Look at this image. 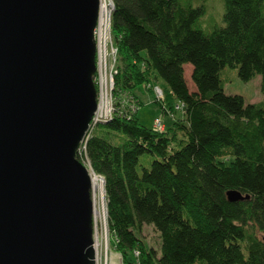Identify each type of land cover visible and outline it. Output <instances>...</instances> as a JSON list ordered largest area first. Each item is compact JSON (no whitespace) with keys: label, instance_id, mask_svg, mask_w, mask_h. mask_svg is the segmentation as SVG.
Listing matches in <instances>:
<instances>
[{"label":"trees","instance_id":"obj_1","mask_svg":"<svg viewBox=\"0 0 264 264\" xmlns=\"http://www.w3.org/2000/svg\"><path fill=\"white\" fill-rule=\"evenodd\" d=\"M112 1L116 95L162 79L169 108L186 104L166 132L119 104L88 143L123 264H264V99L226 94L223 78L227 68L244 82L260 75L264 97V0H225L226 26L211 33L205 10L181 0ZM231 190L249 199L230 202ZM143 225L160 233V253L138 237Z\"/></svg>","mask_w":264,"mask_h":264},{"label":"water","instance_id":"obj_2","mask_svg":"<svg viewBox=\"0 0 264 264\" xmlns=\"http://www.w3.org/2000/svg\"><path fill=\"white\" fill-rule=\"evenodd\" d=\"M101 11L0 0V264H95L96 173L77 151L98 107Z\"/></svg>","mask_w":264,"mask_h":264},{"label":"rangeland","instance_id":"obj_3","mask_svg":"<svg viewBox=\"0 0 264 264\" xmlns=\"http://www.w3.org/2000/svg\"><path fill=\"white\" fill-rule=\"evenodd\" d=\"M112 1V0H111ZM183 5L191 4L194 8H203L205 10L204 16L200 20V26L206 33H211L215 29L223 28L226 26L224 16L226 12L225 0H181ZM114 5L109 8V14L113 13ZM112 39L115 45L114 37ZM120 62L118 57L117 68H119ZM193 66L192 64L185 65V78L191 92H196L197 87L192 78ZM223 78L226 82L225 92L228 95H240L245 99L247 104H255L263 101L262 93V77L256 76L249 82H244L238 76V72L235 69L227 68ZM161 86L167 88V84L162 79H153L152 87ZM134 103L138 109V118L145 126L152 127L153 121L156 117L162 116V103L157 100L156 94L153 89L137 88L134 90ZM174 106L179 104L180 101L173 98ZM167 102V101H166ZM182 113H177V119L174 121L166 114L163 119L166 121L167 127L172 122H176L182 119ZM173 126V125H172ZM182 136V133H179ZM89 169L90 165L84 163ZM91 170V169H90ZM98 209L99 214H95V223L97 227L94 229V236L96 234L97 239L100 241V256L105 262L109 261L110 264H123L121 255L116 251V248L112 244L113 237L110 234L108 225V209L105 184L104 190H98ZM97 229V230H96ZM137 235L142 239L149 247L155 249L160 253L162 240L160 233L152 225H143L141 229L137 231Z\"/></svg>","mask_w":264,"mask_h":264},{"label":"built area","instance_id":"obj_4","mask_svg":"<svg viewBox=\"0 0 264 264\" xmlns=\"http://www.w3.org/2000/svg\"><path fill=\"white\" fill-rule=\"evenodd\" d=\"M106 27V35L103 37V28ZM95 39L97 43V73L94 75V82L97 87V100L98 107L90 124V129L80 144L77 151V156L82 159L83 163L90 165V159L88 156V143L93 136L97 127L102 123L111 121L117 111L120 109L119 104L122 107L129 106L134 113L138 112L135 106L134 97L126 94L122 97L116 95L115 76L118 74L117 62H118V49L114 45L112 39V15L106 21H103L102 11L100 14L98 26L95 30ZM147 89H153L158 101L162 103V116H158L154 119L152 128L158 132H166L168 130L166 121L163 116L166 114L168 117L177 119V113L184 115L186 110V104L179 102L173 109H170L165 98L163 90L159 86L152 87L149 85ZM91 169V168H90ZM97 227V223L94 224V229ZM97 230V229H96ZM95 242L97 241L96 234L94 236ZM95 247V244H94ZM96 252V249H95ZM135 256L139 258V251H135ZM95 264H110L108 260L105 262L100 255L96 254Z\"/></svg>","mask_w":264,"mask_h":264},{"label":"bare ground","instance_id":"obj_5","mask_svg":"<svg viewBox=\"0 0 264 264\" xmlns=\"http://www.w3.org/2000/svg\"><path fill=\"white\" fill-rule=\"evenodd\" d=\"M112 6V1L111 0H101V10H102V18L103 21H106V19L109 17V8ZM106 27L103 28V33L102 36L104 37L106 35ZM93 187H94V195H95V214H99V209H98V201H97V197H98V190H104V180L100 175L97 174H93ZM94 249H96V254L100 255V241L99 239H97V241L95 242V247Z\"/></svg>","mask_w":264,"mask_h":264},{"label":"crops","instance_id":"obj_6","mask_svg":"<svg viewBox=\"0 0 264 264\" xmlns=\"http://www.w3.org/2000/svg\"><path fill=\"white\" fill-rule=\"evenodd\" d=\"M174 124V122H172L171 124L168 125V129L172 128V125ZM147 127H150V126H147ZM152 128V127H150Z\"/></svg>","mask_w":264,"mask_h":264}]
</instances>
